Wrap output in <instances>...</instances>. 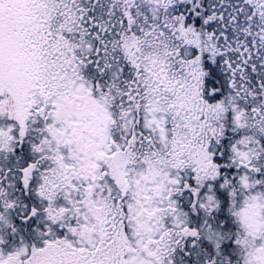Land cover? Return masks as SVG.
<instances>
[{"label": "snow or ice", "instance_id": "1", "mask_svg": "<svg viewBox=\"0 0 264 264\" xmlns=\"http://www.w3.org/2000/svg\"><path fill=\"white\" fill-rule=\"evenodd\" d=\"M0 264H264V0H0Z\"/></svg>", "mask_w": 264, "mask_h": 264}]
</instances>
